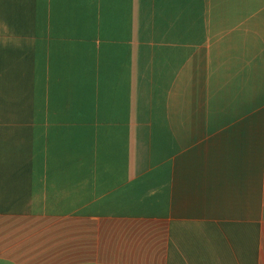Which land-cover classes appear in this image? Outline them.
<instances>
[{
	"label": "crops",
	"instance_id": "1",
	"mask_svg": "<svg viewBox=\"0 0 264 264\" xmlns=\"http://www.w3.org/2000/svg\"><path fill=\"white\" fill-rule=\"evenodd\" d=\"M0 264H264V0H0Z\"/></svg>",
	"mask_w": 264,
	"mask_h": 264
}]
</instances>
